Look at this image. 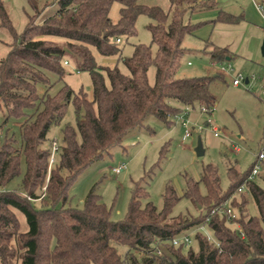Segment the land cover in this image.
Returning a JSON list of instances; mask_svg holds the SVG:
<instances>
[{
    "label": "trees",
    "instance_id": "16d2710c",
    "mask_svg": "<svg viewBox=\"0 0 264 264\" xmlns=\"http://www.w3.org/2000/svg\"><path fill=\"white\" fill-rule=\"evenodd\" d=\"M26 1L33 14L0 61V108L6 110V119L22 120L20 142L13 137L0 142V264H264V190L250 179L254 164L242 174L230 167L226 192L220 187L217 170L208 165L198 181L188 180L182 196L168 186L159 211L147 200L146 189L136 185L120 221L111 219V211L94 192L87 195L81 209L67 205L75 179L90 164L121 147L129 133L149 131L145 124L149 116L172 123L184 107L195 103L204 113L213 112L216 97L210 84L221 75L179 78L177 73L185 53L183 41L195 35L198 26L185 21L186 13L214 8V2L167 0L168 9L164 10L144 0ZM114 3L120 5L117 22L109 17ZM53 4L55 13L37 21ZM141 15L151 21L147 29L156 52L152 54L151 45H136L131 57L122 59L116 41L135 35ZM241 18L219 11L216 21L238 24ZM0 22L14 34L2 0ZM94 53L117 56L128 74L116 66L98 65ZM208 55L211 63H220L228 51L211 44ZM67 58L77 72L89 75L91 98L66 84L49 94L53 86L50 77L56 75L55 82L63 81ZM152 65L156 74L150 85L147 71ZM38 84L48 86L42 96L37 93ZM69 103L75 126H65L61 143L52 142L48 147V132L60 124ZM53 144L57 150L50 162ZM22 162L25 169L20 188L9 191L5 187L20 174ZM200 184L205 187L204 195L199 192ZM244 188L259 216L245 213L242 198L240 204L233 202L238 217L230 219L226 203ZM181 197L203 213L196 218L170 217ZM16 212L25 217L27 231H20ZM204 226L212 231L217 245L209 254L199 233L195 235L196 250L173 245L172 241L187 236V231L196 232ZM120 247L125 249L123 256Z\"/></svg>",
    "mask_w": 264,
    "mask_h": 264
},
{
    "label": "rangeland",
    "instance_id": "374dc122",
    "mask_svg": "<svg viewBox=\"0 0 264 264\" xmlns=\"http://www.w3.org/2000/svg\"><path fill=\"white\" fill-rule=\"evenodd\" d=\"M43 1V0H39ZM214 2V8L186 13L185 21L198 25L195 35L186 36L183 41L185 53L180 61L177 76L179 78L211 77L215 78L210 89L216 97V105L211 114L200 110L198 104L184 107L187 114L182 125L179 118L172 123H162L149 116L145 124L150 130L140 129L129 133L121 147H116L110 155L90 164L73 182L68 191L67 205L81 209L83 201L90 192L100 197L111 211V219L120 221L124 218L132 191L136 185L146 189L147 200L159 211L163 208V195L168 186L178 196H182L189 179L198 181L204 168L212 165L217 170L220 187L226 192L230 186L227 171L234 167L238 172L245 173L256 163L258 155L264 156V56L261 46L264 40V0H204ZM14 34L0 22V61L8 55L16 41V36L23 33L28 16L33 12L26 0H2ZM148 5H158L168 9L167 0H144ZM259 7L262 9L260 10ZM120 5L114 3L109 12L112 22H117ZM56 5L47 7L37 21L55 13ZM223 11L233 16H241L238 24H225L216 21L218 12ZM150 19L144 15L135 23V35L128 39L121 38V58H129L136 45H151L154 55L156 45L151 44V34L147 29ZM211 44L226 48L228 55L220 63H211L208 52ZM98 65L108 68L117 67L123 74H128L126 67L117 56L104 57L94 53ZM64 66L63 81L55 82L56 75H51L53 84L49 94H55L64 84L75 92H83L91 98V81L87 73L77 72L73 62L67 58ZM156 68L150 66L147 79L150 85L155 82ZM241 78L239 86L233 80ZM247 81V83H245ZM47 85L38 84L36 90L42 96ZM7 117L4 108H0V142L5 137H13L20 142L21 118ZM217 128V136L206 121ZM75 126V115L71 103L67 105L65 115L59 125L52 126L48 132L47 146L52 142L61 143V131L65 126ZM202 130H199L198 128ZM188 130L190 136L184 138ZM200 137L204 154L197 157L194 148ZM58 161V154L56 155ZM259 171L255 182L264 190V159L258 162ZM120 167L117 173L114 168ZM24 164L20 174L5 188L9 191L19 190L24 173ZM201 195L206 193L203 184L199 185ZM245 199V213L249 217H258L259 213L254 200L244 188L242 193H235L226 203V208L238 217L239 211L233 202L240 204ZM146 200L144 201V203ZM38 207V204H35ZM185 197L173 206L170 217L183 216L196 218L203 210ZM20 223V231H27L25 217L16 212ZM236 226V225H235ZM196 233L202 235L210 250L216 248V241L209 227L187 231L189 246L197 249ZM180 239V238H179ZM120 255L125 249L118 248Z\"/></svg>",
    "mask_w": 264,
    "mask_h": 264
},
{
    "label": "built area",
    "instance_id": "2783aa9c",
    "mask_svg": "<svg viewBox=\"0 0 264 264\" xmlns=\"http://www.w3.org/2000/svg\"><path fill=\"white\" fill-rule=\"evenodd\" d=\"M259 9L261 10L262 8L259 7ZM116 42H117V43H120V40L118 39ZM64 64L67 65V62H64ZM240 83H241V78H236V79L233 80V85L236 86V87L239 86ZM202 112H204V111H202ZM186 116H187V114H186L185 112H183L182 114L178 115V116L176 117V119L179 118L181 124H182V125H185V121H184V119L186 118ZM206 126H207V127H208V126L211 127V129H212L213 132H214V135L217 136V128L211 123V120H210V119H208V120L206 121ZM198 129H199V130H202L200 127H199ZM189 136H190L189 131H188V130H185V132H184V136H183V137H184V138H188ZM56 150H57V147H56L55 144H53V145H52V156H51L50 162H53L54 154H55ZM263 159H264V156H263L262 154H259V155H258V158H257V161H258V162H262ZM257 161H256V163H255L254 166H253V169H252V172H251V175H250V179L255 178V176H257V175L259 174V173H258V171H259V165L257 164ZM120 170H121L120 167H118V168H114V169H113V172H114V173H117V172H119ZM226 213H227V215L229 216L230 219H234V218H236V216H234V215L231 213V211H230L229 209L226 210ZM236 226H237V225H236ZM172 243H173V245L176 246V247L179 246V245H184V246L187 247V246H189V244H190V240L188 239L187 236H184V237H182V238H180V239H174V240L172 241ZM216 247H217V245H216ZM215 249H216V248H215ZM158 254H160V251H158Z\"/></svg>",
    "mask_w": 264,
    "mask_h": 264
},
{
    "label": "water",
    "instance_id": "95a60500",
    "mask_svg": "<svg viewBox=\"0 0 264 264\" xmlns=\"http://www.w3.org/2000/svg\"><path fill=\"white\" fill-rule=\"evenodd\" d=\"M261 53L264 56V40L261 46ZM247 83V81H245ZM194 152L197 157L202 156L204 154L203 148H202V143L200 137L197 138L196 146L194 148ZM204 260H207V256L204 255Z\"/></svg>",
    "mask_w": 264,
    "mask_h": 264
}]
</instances>
